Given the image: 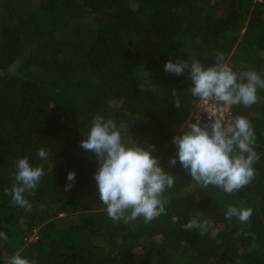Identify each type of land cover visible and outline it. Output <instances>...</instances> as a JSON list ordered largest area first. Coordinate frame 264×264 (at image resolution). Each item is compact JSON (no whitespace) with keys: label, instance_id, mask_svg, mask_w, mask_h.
<instances>
[{"label":"trees","instance_id":"obj_1","mask_svg":"<svg viewBox=\"0 0 264 264\" xmlns=\"http://www.w3.org/2000/svg\"><path fill=\"white\" fill-rule=\"evenodd\" d=\"M218 54L233 71L264 78V0H0V232L8 237L0 264L16 252L35 264H264V89L258 103L232 105L224 117L244 116L254 128L251 183L228 194L192 181L178 159L168 163L173 136L209 118L191 114L199 99L187 71L163 66L199 59L207 67ZM96 115L113 119L125 141L154 146L174 175L166 211L152 222L107 215L98 161L80 146ZM23 157L44 169L27 209L4 194ZM229 205L252 216L226 219ZM192 219L204 226L185 230Z\"/></svg>","mask_w":264,"mask_h":264},{"label":"clouds","instance_id":"obj_2","mask_svg":"<svg viewBox=\"0 0 264 264\" xmlns=\"http://www.w3.org/2000/svg\"><path fill=\"white\" fill-rule=\"evenodd\" d=\"M168 60L164 70L180 75L187 71L191 80L190 92L202 102L215 101L217 104L231 107L242 105L251 107L260 101L258 90L264 89V78L254 70L241 73L233 71L218 54L214 63L205 67L199 59ZM176 96L175 91L172 93ZM173 106L181 107L177 97ZM86 138L80 141L85 151L95 154L98 168L94 173L99 199L106 206L107 215L113 221L125 223L143 219L145 224L165 213L164 197L166 189L173 187L174 175L161 167L158 158L149 149L136 145L130 139L125 141L113 119L96 115L92 118ZM176 156L169 158V165H175L177 159L191 180L201 187L214 186L223 192L232 194L247 186L255 178L253 165L259 160L254 150L255 132L250 121L237 116L234 121L225 123L224 116L212 115L209 122L201 124L199 120L189 123L182 134L174 135ZM37 156L50 161L47 151L41 148ZM50 164V163H49ZM51 166V165H50ZM15 184L5 195L11 196V202L21 208H30L26 194L37 189L44 169L30 165L28 158H18L15 162ZM65 190H69L75 180V173L69 171ZM252 216V209L229 205L226 219L236 217L241 223ZM197 219L183 225L185 230L203 227ZM0 239L7 240L4 232ZM7 264H35L34 260L24 257L20 252L13 254Z\"/></svg>","mask_w":264,"mask_h":264},{"label":"built area","instance_id":"obj_3","mask_svg":"<svg viewBox=\"0 0 264 264\" xmlns=\"http://www.w3.org/2000/svg\"><path fill=\"white\" fill-rule=\"evenodd\" d=\"M199 102H201V101L199 100L197 103H199ZM204 104L206 105L204 113L207 114L208 118L210 116L216 114L217 112H219V114H222L224 117L228 114V106H225L226 108L224 110L223 109L224 106H219L215 101H209L207 103L204 102ZM225 113H227V114H225ZM230 120H231V118L228 116L227 122H229Z\"/></svg>","mask_w":264,"mask_h":264},{"label":"rangeland","instance_id":"obj_4","mask_svg":"<svg viewBox=\"0 0 264 264\" xmlns=\"http://www.w3.org/2000/svg\"><path fill=\"white\" fill-rule=\"evenodd\" d=\"M205 108H206V105L204 104V102H199V103H196L195 105H194V107H193V109H192V112H191V114L196 118V119H198L199 117H200V114L202 113V112H204L205 111ZM225 106H224V110H225Z\"/></svg>","mask_w":264,"mask_h":264}]
</instances>
